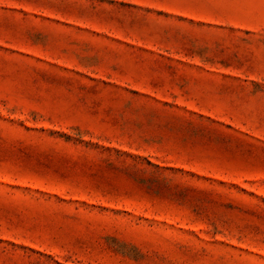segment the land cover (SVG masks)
Segmentation results:
<instances>
[{"label":"rangeland","instance_id":"obj_1","mask_svg":"<svg viewBox=\"0 0 264 264\" xmlns=\"http://www.w3.org/2000/svg\"><path fill=\"white\" fill-rule=\"evenodd\" d=\"M0 264H264V0H0Z\"/></svg>","mask_w":264,"mask_h":264}]
</instances>
